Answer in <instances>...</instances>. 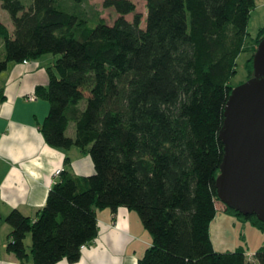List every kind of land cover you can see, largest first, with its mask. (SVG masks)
<instances>
[{"label":"trees","instance_id":"trees-1","mask_svg":"<svg viewBox=\"0 0 264 264\" xmlns=\"http://www.w3.org/2000/svg\"><path fill=\"white\" fill-rule=\"evenodd\" d=\"M0 1L14 24L0 21V72L59 56L37 89L50 102L40 129L51 146L90 154L96 169L64 168L37 220L12 210L10 253L28 261L31 234L34 264L77 262L98 236V209L125 206L153 237L139 264H264V244L250 258L218 251L211 235L231 80L244 52L254 77L264 38V26L256 37L248 29L257 0H147L145 26L132 0H105L119 14L113 24L88 0ZM224 212L264 232L256 214Z\"/></svg>","mask_w":264,"mask_h":264},{"label":"crops","instance_id":"crops-1","mask_svg":"<svg viewBox=\"0 0 264 264\" xmlns=\"http://www.w3.org/2000/svg\"><path fill=\"white\" fill-rule=\"evenodd\" d=\"M58 57L44 54L27 62H12L0 72V264H34L31 234L26 238L28 261L19 260L7 250L12 228L6 217L12 210L37 220L50 189L60 179L57 169L71 167L78 176L96 172L90 154L78 147H53L40 129L49 114L50 102L37 89L48 87L49 70L54 68ZM69 134L75 135L74 124ZM67 158L71 161L69 165ZM97 215L98 236L93 244L82 248L80 260L71 263L63 259L56 264H139L153 243L140 215L125 206L116 211L98 209Z\"/></svg>","mask_w":264,"mask_h":264},{"label":"water","instance_id":"water-1","mask_svg":"<svg viewBox=\"0 0 264 264\" xmlns=\"http://www.w3.org/2000/svg\"><path fill=\"white\" fill-rule=\"evenodd\" d=\"M254 73L233 89L226 105L217 188L226 205L264 221V38L254 56Z\"/></svg>","mask_w":264,"mask_h":264},{"label":"rangeland","instance_id":"rangeland-1","mask_svg":"<svg viewBox=\"0 0 264 264\" xmlns=\"http://www.w3.org/2000/svg\"><path fill=\"white\" fill-rule=\"evenodd\" d=\"M74 0H68L69 3H73ZM77 1V0H76ZM137 6V12L143 14V26H145V20L148 13L147 0H132ZM105 0H88L84 2L83 6L88 10L92 11V8L101 12V16L113 24L117 17L118 12L114 7H105ZM128 19L133 20L134 13L129 14ZM0 21L5 23L11 32L14 31V24L11 16L7 10L2 7L0 1ZM264 26V0H257L256 7L252 10L250 21H249V32L252 37H256ZM1 42V41H0ZM1 44V43H0ZM251 53H242L237 60V74L231 80V84L235 87L248 80L247 60ZM219 209V215L212 225L213 242L215 248L218 251H234L239 248H243L250 258L254 257V254L264 244V232L259 230L256 226L251 224L249 221L243 222L236 217L230 215H224L226 204L222 201L217 203Z\"/></svg>","mask_w":264,"mask_h":264},{"label":"built area","instance_id":"built-area-1","mask_svg":"<svg viewBox=\"0 0 264 264\" xmlns=\"http://www.w3.org/2000/svg\"><path fill=\"white\" fill-rule=\"evenodd\" d=\"M25 62H27V60H25ZM32 99H33V97H32ZM64 170V168L62 167V168H59V169H57L56 170V174L57 175H60L61 174V172ZM85 246H83L82 248H84Z\"/></svg>","mask_w":264,"mask_h":264}]
</instances>
